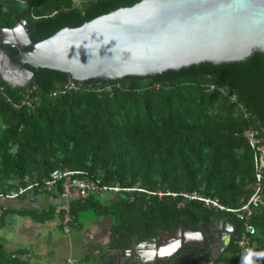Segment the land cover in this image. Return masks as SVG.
<instances>
[{"label": "trees", "instance_id": "16d2710c", "mask_svg": "<svg viewBox=\"0 0 264 264\" xmlns=\"http://www.w3.org/2000/svg\"><path fill=\"white\" fill-rule=\"evenodd\" d=\"M137 1L0 0V26L9 28L24 20L33 39L41 40L63 26L79 25ZM8 53L12 57L16 49ZM25 66L33 80L24 86L11 87L0 78L1 193L41 181L53 169L81 170L101 183L162 192L160 197L119 191L115 197L90 194L83 200L71 199L73 220L86 208L111 217L106 244L110 249L126 248L129 231L145 239L155 236L158 227L173 229L180 220L194 223L210 214L231 216L194 200L178 205L182 191L197 190L227 207L239 205L248 195L254 180L252 150L242 130L256 128L264 142L263 53L255 50L240 60L202 61L152 75L89 78L79 81L76 89L55 95L51 90L66 82L65 72ZM207 83L234 93L235 100L207 90ZM23 93L28 103L21 102ZM32 192L33 197L38 193ZM12 211L38 221L53 212L2 206L0 228ZM231 217L237 227L230 243L233 251L240 222ZM250 223L255 228L249 248L252 264H264V256L256 255L264 253V207ZM247 254L238 259L244 263ZM0 264L39 263H31L24 250H6L0 237Z\"/></svg>", "mask_w": 264, "mask_h": 264}, {"label": "water", "instance_id": "95a60500", "mask_svg": "<svg viewBox=\"0 0 264 264\" xmlns=\"http://www.w3.org/2000/svg\"><path fill=\"white\" fill-rule=\"evenodd\" d=\"M24 25L18 20L9 28L0 26V78L11 87L33 80L25 65L65 72L75 81L108 80L202 61L240 60L255 50L264 54V0H138L63 26L41 40H34ZM8 47L16 49L12 57ZM210 220L213 227L220 218ZM157 232L141 240L129 231V247L135 243L154 253L142 264H212L191 255L198 247L193 240L204 241L201 231L182 223L172 231L158 227ZM211 243L209 251L215 252ZM182 244L189 250L176 254ZM162 246L165 253L158 255L155 250Z\"/></svg>", "mask_w": 264, "mask_h": 264}, {"label": "built area", "instance_id": "2783aa9c", "mask_svg": "<svg viewBox=\"0 0 264 264\" xmlns=\"http://www.w3.org/2000/svg\"><path fill=\"white\" fill-rule=\"evenodd\" d=\"M78 86L79 81L68 78L59 88L51 90V94L55 95V93L60 90H73ZM31 89H33V87L25 91L28 93ZM206 89L210 91L218 90L227 96L229 100H235L234 93H228L224 87L217 86L214 83H207ZM21 97L23 98L21 100L22 103H28V100H26V93L21 94ZM6 99L8 100V98ZM12 106L16 107L17 104L12 103ZM243 113L245 114V111H243ZM242 136L252 150L254 177L252 184L249 185V193L246 198L237 206L227 207L220 204L214 197L203 195L197 190H187L178 194L180 197L178 205H182L185 201L194 200L208 209L226 212L237 219L240 222V226L237 232L235 245L240 255L244 256L248 252L252 237L255 234V228L250 223V219L256 211L264 207V142L261 141L258 130L253 127H246L243 129ZM33 189L41 193L56 192L60 202L54 208V211L58 214L59 226L63 233H69L74 225V220L69 212V204L73 198L83 200L90 194L96 195L97 197H105L108 192L116 194L119 191L152 193L156 194L157 197L163 194L160 191L150 192L138 187H122L118 184L101 183L98 179L87 177L81 170L53 169L48 176L41 181H29L25 185H19L8 192H0V197L10 199L26 196L27 199L32 200ZM165 194H170L171 196L175 195L174 192H165ZM67 261H69V259H67Z\"/></svg>", "mask_w": 264, "mask_h": 264}, {"label": "crops", "instance_id": "0c3cea01", "mask_svg": "<svg viewBox=\"0 0 264 264\" xmlns=\"http://www.w3.org/2000/svg\"><path fill=\"white\" fill-rule=\"evenodd\" d=\"M109 196L115 197L113 194ZM59 200L56 193L40 192L32 200L26 196L10 199L0 197V208L3 206L17 210L31 207L36 212L48 208L53 210L51 217L44 221L14 211L7 214L0 228V237L6 250H24L31 263L39 264H97L101 263L100 259L103 262L110 260L113 264L128 261L127 251L119 253L116 249L106 247L111 238V217L108 215L94 214L93 218L83 215L78 221V211L71 231L68 234L61 232L58 215L54 211Z\"/></svg>", "mask_w": 264, "mask_h": 264}, {"label": "flooded vegetation", "instance_id": "af4514ba", "mask_svg": "<svg viewBox=\"0 0 264 264\" xmlns=\"http://www.w3.org/2000/svg\"><path fill=\"white\" fill-rule=\"evenodd\" d=\"M24 29L29 34H32V35L34 34L31 32V26H29L28 24L24 25ZM10 48H13V47H8L7 50H9ZM212 217L220 218L219 221H215V223H213V227H212V223L210 220ZM182 223L188 229L201 231V233L204 236L203 242H200L197 239L193 240V242H195L198 247L195 248V250H193L191 252L192 256H198V257L202 258V260H204L205 262H211L212 264H220L221 262L226 263V264H244L239 260L243 256L240 255V253L236 249L232 251L233 247L230 245V243H231V241H232V239L236 233V230H237L236 224H235V222L231 216H229V215L220 216L218 214H210V215H208L207 219H203V218L198 219L194 223L188 222L185 220H180L179 222H177V224L174 226V228L171 229L170 231L176 229ZM129 236H130V234H129ZM141 240H143V239H141ZM214 241H217V242L222 243V244L221 245H218L217 243L215 244ZM211 242H213V244ZM130 243H131V237H129V239L127 240V247L126 248L116 249V250L119 251V253H120L121 251H126V249H127L128 251L126 252L127 253L126 257H127V259L131 260V264H142V262L145 263L146 258L148 259L150 257V255L154 254V253L149 254L148 251H150V249L138 247L137 244H135V243H134V246L131 245V247H129ZM210 243L212 244V246H214L213 250L215 252L209 251L210 250L209 247L211 248ZM206 248H208V251H205ZM157 250H159V249L157 248L155 251L157 252ZM176 250H177L176 254H179L184 250H189V247H188V245L182 244V245H179ZM216 252H218V254L215 256V258L211 259L210 254L213 256ZM179 259L182 260V254L179 256ZM186 259H187V256H186ZM196 260L199 261V259H196ZM100 261H101V263L103 262L101 259H100ZM200 263H201V261H200ZM123 264H125V262H123Z\"/></svg>", "mask_w": 264, "mask_h": 264}, {"label": "rangeland", "instance_id": "374dc122", "mask_svg": "<svg viewBox=\"0 0 264 264\" xmlns=\"http://www.w3.org/2000/svg\"><path fill=\"white\" fill-rule=\"evenodd\" d=\"M112 193L108 192L106 195H111ZM79 214H80V217H79V220L78 221H81V217L84 215L85 217L87 218H93L95 217L94 214V210L92 208H87L85 210H81L79 211ZM60 230V228H59ZM76 230V229H75ZM61 231V230H60ZM64 234H68V233H64Z\"/></svg>", "mask_w": 264, "mask_h": 264}, {"label": "clouds", "instance_id": "9594fccd", "mask_svg": "<svg viewBox=\"0 0 264 264\" xmlns=\"http://www.w3.org/2000/svg\"><path fill=\"white\" fill-rule=\"evenodd\" d=\"M256 255L264 256V253H258ZM252 256H253V253L249 250L248 254L244 257V264H252Z\"/></svg>", "mask_w": 264, "mask_h": 264}, {"label": "bare ground", "instance_id": "6f19581e", "mask_svg": "<svg viewBox=\"0 0 264 264\" xmlns=\"http://www.w3.org/2000/svg\"><path fill=\"white\" fill-rule=\"evenodd\" d=\"M164 246H162L159 250H158V255H163L165 253L166 247L163 248ZM148 253H150V251H148Z\"/></svg>", "mask_w": 264, "mask_h": 264}]
</instances>
